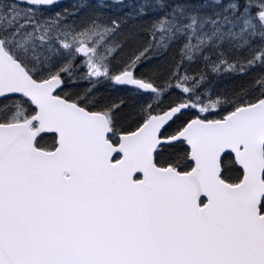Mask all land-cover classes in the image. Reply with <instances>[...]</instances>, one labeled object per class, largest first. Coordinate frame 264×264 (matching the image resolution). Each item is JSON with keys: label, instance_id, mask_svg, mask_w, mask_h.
<instances>
[{"label": "snow or ice", "instance_id": "snow-or-ice-1", "mask_svg": "<svg viewBox=\"0 0 264 264\" xmlns=\"http://www.w3.org/2000/svg\"><path fill=\"white\" fill-rule=\"evenodd\" d=\"M0 264H264V0H0Z\"/></svg>", "mask_w": 264, "mask_h": 264}, {"label": "trees", "instance_id": "trees-1", "mask_svg": "<svg viewBox=\"0 0 264 264\" xmlns=\"http://www.w3.org/2000/svg\"><path fill=\"white\" fill-rule=\"evenodd\" d=\"M81 87H87L88 85L86 83H83L80 85Z\"/></svg>", "mask_w": 264, "mask_h": 264}, {"label": "rangeland", "instance_id": "rangeland-1", "mask_svg": "<svg viewBox=\"0 0 264 264\" xmlns=\"http://www.w3.org/2000/svg\"><path fill=\"white\" fill-rule=\"evenodd\" d=\"M70 3H72V2H70ZM70 3H66V4H70Z\"/></svg>", "mask_w": 264, "mask_h": 264}, {"label": "water", "instance_id": "water-1", "mask_svg": "<svg viewBox=\"0 0 264 264\" xmlns=\"http://www.w3.org/2000/svg\"><path fill=\"white\" fill-rule=\"evenodd\" d=\"M63 1H65V0H63Z\"/></svg>", "mask_w": 264, "mask_h": 264}]
</instances>
